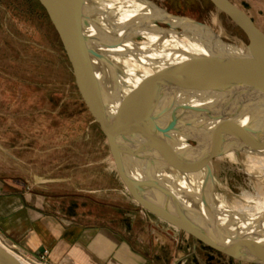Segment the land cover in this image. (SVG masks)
<instances>
[{
    "label": "water",
    "instance_id": "95a60500",
    "mask_svg": "<svg viewBox=\"0 0 264 264\" xmlns=\"http://www.w3.org/2000/svg\"><path fill=\"white\" fill-rule=\"evenodd\" d=\"M36 1L58 37L81 98L103 130L115 171L133 202L193 239V250L201 244L236 262L264 264V234L259 232L254 239L231 234V224L215 202L212 179L215 149L234 135L264 133V34L251 18L229 0H206L243 32L246 53L181 66L178 69L184 75L191 74L188 79L174 77L141 84L113 108L114 98L106 94L107 89L113 93L116 87L108 58L96 37L87 34L91 14L96 12L93 3ZM97 13L101 16L107 12L102 6ZM166 16L170 23L156 20L151 24L164 26L167 31L180 25L210 31L192 19ZM111 44L116 48L121 45L117 40ZM208 67H213L212 71L203 77ZM188 95L202 99L179 100ZM177 141L182 148L176 146ZM178 168L185 177L201 174L200 197L192 184L181 194L189 207L157 180L159 171ZM0 264L21 263L0 247Z\"/></svg>",
    "mask_w": 264,
    "mask_h": 264
},
{
    "label": "rangeland",
    "instance_id": "374dc122",
    "mask_svg": "<svg viewBox=\"0 0 264 264\" xmlns=\"http://www.w3.org/2000/svg\"><path fill=\"white\" fill-rule=\"evenodd\" d=\"M90 1L96 10L91 18H99L97 9L105 0ZM146 1L168 15L207 26L226 44L247 45L243 32L209 2ZM229 1L264 34V0ZM244 167L228 159L212 162L218 205L222 196L235 205L243 195L264 197L262 183ZM0 180L19 181L33 195L59 198L64 210L75 202L79 220L89 224L107 222L116 207H136L115 171L103 130L77 90L71 67L27 0H0ZM194 251L191 264H207L208 257L215 258L210 264H244L200 244Z\"/></svg>",
    "mask_w": 264,
    "mask_h": 264
},
{
    "label": "bare ground",
    "instance_id": "6f19581e",
    "mask_svg": "<svg viewBox=\"0 0 264 264\" xmlns=\"http://www.w3.org/2000/svg\"><path fill=\"white\" fill-rule=\"evenodd\" d=\"M100 3L107 13L101 15L100 19L91 18L87 34L96 37L100 49L108 58L109 74L116 87L113 93L107 89L106 94L114 98L113 108L120 100L130 97L141 84L167 81L174 77L179 80L188 79L191 74L184 75L185 72L178 69L181 66L212 57H234L246 53L245 46L226 44L219 33L216 35L204 27L196 29L189 25H180L179 29L167 31L158 24H151L156 20L170 23L171 18L146 0H105ZM113 40L119 41L121 45L118 48L113 47ZM210 68L213 67H208L203 72V77L212 71ZM97 77L100 79L99 75ZM201 99L199 96L188 95L181 96L179 100L185 103ZM177 145L183 147L179 142ZM212 156L213 161L228 159L242 163L245 165L243 170L252 177H257L264 187V133H255L251 137H229L214 150ZM200 175L190 174L185 177L178 168L159 171L157 180L189 207L181 194L185 189H190L192 184L195 195L200 197ZM212 179L214 182L213 174ZM220 199L219 210L223 218L231 224V234L250 239L258 237L259 232L264 234V197L243 195L238 197L236 205L229 203L224 196ZM0 247L4 249L1 244ZM15 258L19 263L26 264Z\"/></svg>",
    "mask_w": 264,
    "mask_h": 264
},
{
    "label": "crops",
    "instance_id": "0c3cea01",
    "mask_svg": "<svg viewBox=\"0 0 264 264\" xmlns=\"http://www.w3.org/2000/svg\"><path fill=\"white\" fill-rule=\"evenodd\" d=\"M67 206L0 180V241L35 259L46 254V264H191L195 257L193 239L137 205L116 207L97 224L81 222L75 202Z\"/></svg>",
    "mask_w": 264,
    "mask_h": 264
},
{
    "label": "trees",
    "instance_id": "16d2710c",
    "mask_svg": "<svg viewBox=\"0 0 264 264\" xmlns=\"http://www.w3.org/2000/svg\"><path fill=\"white\" fill-rule=\"evenodd\" d=\"M204 1H206V0H204ZM27 2H28V5H30V7H31L32 12H34V14L38 15V17H39V19H40L41 21H43L44 23H46L47 28L49 29L50 34H51V36H52V38H53V42L55 43V46L58 48V50L60 51L61 55L63 56L64 61H65L66 65H67V67H69V66H68V63H67V60H66V57H65V54H64V51H62V49H61V46H60V43H59L58 37L55 35V32H54V30H53V28H52V26H51L50 21L48 20V18H47V16H46V13L44 12L43 8L37 3L36 0H27ZM206 2H208V1H206ZM69 68H70V67H69ZM200 245H201V244H200ZM206 249H207V248H206ZM208 249H209V248H208ZM208 249H207V250H208ZM209 250H210V249H209ZM211 251H212V250H211ZM217 254H218V253H217ZM218 255H219V254H218Z\"/></svg>",
    "mask_w": 264,
    "mask_h": 264
},
{
    "label": "built area",
    "instance_id": "2783aa9c",
    "mask_svg": "<svg viewBox=\"0 0 264 264\" xmlns=\"http://www.w3.org/2000/svg\"><path fill=\"white\" fill-rule=\"evenodd\" d=\"M0 244L6 250H8L13 256L17 257L19 260L21 259L26 264H46V254H43L42 256L35 259L29 256H25L21 253L20 254L14 253L7 245L3 244L2 241H0Z\"/></svg>",
    "mask_w": 264,
    "mask_h": 264
}]
</instances>
